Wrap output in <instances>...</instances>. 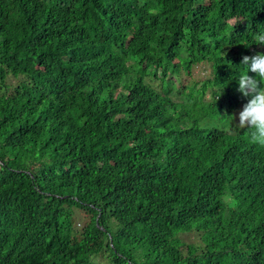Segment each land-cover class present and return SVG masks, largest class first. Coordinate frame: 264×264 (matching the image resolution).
Masks as SVG:
<instances>
[{
    "label": "trees",
    "instance_id": "16d2710c",
    "mask_svg": "<svg viewBox=\"0 0 264 264\" xmlns=\"http://www.w3.org/2000/svg\"><path fill=\"white\" fill-rule=\"evenodd\" d=\"M257 31L264 0H0V264H264Z\"/></svg>",
    "mask_w": 264,
    "mask_h": 264
},
{
    "label": "clouds",
    "instance_id": "9594fccd",
    "mask_svg": "<svg viewBox=\"0 0 264 264\" xmlns=\"http://www.w3.org/2000/svg\"><path fill=\"white\" fill-rule=\"evenodd\" d=\"M256 39L257 44L264 45V32L257 31ZM241 65L246 72L238 76V91L249 99L239 112L238 126L247 129L251 143L264 146V52L243 56Z\"/></svg>",
    "mask_w": 264,
    "mask_h": 264
},
{
    "label": "rangeland",
    "instance_id": "374dc122",
    "mask_svg": "<svg viewBox=\"0 0 264 264\" xmlns=\"http://www.w3.org/2000/svg\"><path fill=\"white\" fill-rule=\"evenodd\" d=\"M209 75V68L207 66H200L199 68L197 67L194 71V75L193 78L197 81H201L204 80L208 77ZM242 110V108H241ZM239 110L236 114H235V118L236 121H232L230 123V125L232 127L238 126L239 123V112L241 111ZM80 218L82 217L81 215L79 216ZM83 222H80L78 224L79 228L82 226ZM181 238L183 239L184 243L195 247L196 245H203L202 241L199 239V236H197L196 234H186V235H182Z\"/></svg>",
    "mask_w": 264,
    "mask_h": 264
}]
</instances>
